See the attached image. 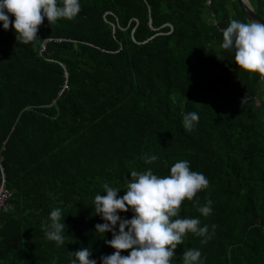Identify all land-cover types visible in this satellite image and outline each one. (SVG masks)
<instances>
[{"label":"trees","instance_id":"trees-1","mask_svg":"<svg viewBox=\"0 0 264 264\" xmlns=\"http://www.w3.org/2000/svg\"><path fill=\"white\" fill-rule=\"evenodd\" d=\"M249 2L264 21V0ZM80 3L71 20L45 18L27 44L11 23L0 27V176L12 192L0 264H69L81 247L97 259L112 253L111 233L94 231V195L104 183L123 195L131 171L167 175L178 159L209 180L180 211L199 216L209 238L188 232L173 264L188 247L203 264H264V80L236 72L219 47L231 19L246 21L236 0ZM187 111L199 114L191 130ZM153 154L150 164L141 158ZM55 207L66 224L61 246L42 227Z\"/></svg>","mask_w":264,"mask_h":264},{"label":"clouds","instance_id":"clouds-1","mask_svg":"<svg viewBox=\"0 0 264 264\" xmlns=\"http://www.w3.org/2000/svg\"><path fill=\"white\" fill-rule=\"evenodd\" d=\"M80 0H0V27L8 30L10 23L16 40L29 43L37 37L39 26L46 18L51 25L58 19H73L80 12ZM10 15L14 19L10 20ZM219 47L232 54V61L240 73H259L264 80V23L256 19L241 21L231 19L222 29ZM246 100V95L242 102ZM199 120L196 111L183 113L182 124L191 130ZM145 163L156 161V155L141 157ZM160 175L151 167L130 172L123 195L120 188L103 185V195L93 197V209L102 222L94 226L95 233H111L104 243L113 249L110 254L92 258V249L81 247L70 252L69 264H173L174 250L183 243L184 236L191 232L206 241L209 238L207 224L201 226L200 217L180 216L182 201L193 200L197 192L207 188L209 180L202 172L190 168L187 159L176 160ZM195 203V201H193ZM211 200L198 207L203 216L211 214ZM131 211L130 218L121 212ZM44 228L45 238L57 246L64 244L66 224L60 207L53 208ZM215 226L213 225V228ZM121 250H130L123 255ZM180 264H203L199 248L184 250Z\"/></svg>","mask_w":264,"mask_h":264},{"label":"built area","instance_id":"built-area-1","mask_svg":"<svg viewBox=\"0 0 264 264\" xmlns=\"http://www.w3.org/2000/svg\"><path fill=\"white\" fill-rule=\"evenodd\" d=\"M204 3L206 5L211 3V0H204ZM49 39H45L39 47V51H42L45 48V42ZM11 197H12V192L10 189L7 188L5 184V177L4 174L1 171V176H0V222H1V214L4 212H7L11 207Z\"/></svg>","mask_w":264,"mask_h":264},{"label":"water","instance_id":"water-1","mask_svg":"<svg viewBox=\"0 0 264 264\" xmlns=\"http://www.w3.org/2000/svg\"><path fill=\"white\" fill-rule=\"evenodd\" d=\"M241 12L244 14L246 21L248 19H256L262 23H264L263 19L259 17V15L253 10L249 0H236ZM263 99V97H262Z\"/></svg>","mask_w":264,"mask_h":264},{"label":"rangeland","instance_id":"rangeland-1","mask_svg":"<svg viewBox=\"0 0 264 264\" xmlns=\"http://www.w3.org/2000/svg\"><path fill=\"white\" fill-rule=\"evenodd\" d=\"M263 100H264V95H263ZM259 109L264 118V104Z\"/></svg>","mask_w":264,"mask_h":264}]
</instances>
